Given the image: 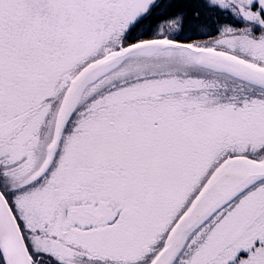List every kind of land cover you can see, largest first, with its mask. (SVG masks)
<instances>
[{"label":"snow or ice","instance_id":"snow-or-ice-1","mask_svg":"<svg viewBox=\"0 0 264 264\" xmlns=\"http://www.w3.org/2000/svg\"><path fill=\"white\" fill-rule=\"evenodd\" d=\"M0 264H264V0H0Z\"/></svg>","mask_w":264,"mask_h":264}]
</instances>
